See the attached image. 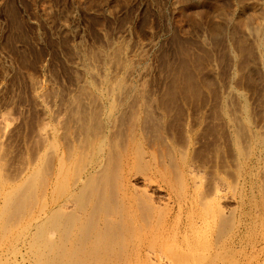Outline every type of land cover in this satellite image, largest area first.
I'll use <instances>...</instances> for the list:
<instances>
[{
    "label": "bare ground",
    "instance_id": "1",
    "mask_svg": "<svg viewBox=\"0 0 264 264\" xmlns=\"http://www.w3.org/2000/svg\"><path fill=\"white\" fill-rule=\"evenodd\" d=\"M258 2L182 6L150 51H84L25 152L0 127V264H264Z\"/></svg>",
    "mask_w": 264,
    "mask_h": 264
},
{
    "label": "rangeland",
    "instance_id": "2",
    "mask_svg": "<svg viewBox=\"0 0 264 264\" xmlns=\"http://www.w3.org/2000/svg\"><path fill=\"white\" fill-rule=\"evenodd\" d=\"M212 4L235 10L225 0H0L1 129L14 130V139L25 152L24 143L37 137L31 126L37 120L47 121L48 112L57 117L65 112L52 92L75 94L79 88L75 74L82 72L84 51L116 40L128 42L135 53L150 51L154 34H160L164 43L169 28L186 24L182 6L194 12ZM11 12L17 18L16 28ZM142 20L147 23L143 36L137 31ZM256 124H262L259 118Z\"/></svg>",
    "mask_w": 264,
    "mask_h": 264
}]
</instances>
